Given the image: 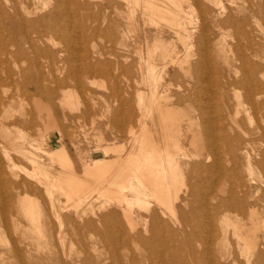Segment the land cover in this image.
<instances>
[{
    "label": "bare ground",
    "instance_id": "bare-ground-1",
    "mask_svg": "<svg viewBox=\"0 0 264 264\" xmlns=\"http://www.w3.org/2000/svg\"><path fill=\"white\" fill-rule=\"evenodd\" d=\"M48 1L49 0L46 2ZM212 1V4H215L214 0ZM79 2L83 3L81 0ZM79 2L77 3L79 4ZM184 2L189 4L185 0ZM184 2L183 0H113V2H108L106 7L109 9L111 7L112 10H115V12L118 9L125 8V11L127 10L131 14V17H129L132 19L133 15H138L139 13L143 22H145V25L149 23L153 27L156 26L157 32H154L155 35L158 36V33H160L162 30V27L167 25V31L168 29L172 30L174 35H177L182 41V45L184 43L187 49H189L187 43L188 38H190L191 35H193L192 32H194V28L190 26L191 23L194 22H191L190 20L192 19V21H194V19L193 16L192 18L189 16L191 10L189 11L185 8L186 6L184 5ZM41 3H43V0H0V87L4 86L6 81L14 76L16 79H18V81H20L22 85L21 88L23 89L22 92L24 94L23 99H21L23 101L27 99H34L33 102L36 108L35 111L39 113L37 115L40 116L41 113L45 115L44 125H46L47 131L45 134L48 135L50 141L52 142V138L55 136H58L59 138L61 133L56 129V120L54 119L52 113L53 103L48 101V99L51 96L53 97L59 91L56 89L57 87H45V83L48 82L50 84V82L53 81L51 77L54 79L56 74H58V77H61V72L65 71V64H68L67 66H69V74L74 72L75 65L72 63V60L75 57L76 51H78V47L79 50H83L81 55L78 54V59L81 60L86 72L98 70L103 67L107 68L110 66V63L105 59H103L105 61L99 60L100 55L103 54L100 49L99 56L95 54L90 55L87 52L84 43H86L88 39L86 40L84 33L80 37L81 43H83L80 46L75 42L74 45L70 43V41H72V36L70 34H63L64 39L68 42V48L61 49V45H59L61 44L59 43L61 42V13L64 12V10H61V0H55L52 8H50L48 3L44 2L43 5H40ZM194 3L195 2L192 4ZM83 6L84 5H81V7ZM207 7L209 8V6ZM222 7H224L223 4ZM250 7H252V5ZM185 9L189 11L188 17L189 19L191 18L190 20H187V12ZM105 10L107 9L105 8ZM117 12L120 14V10ZM208 12L209 11H207V14L205 15L208 16ZM90 14L91 13L88 15ZM95 16H99L100 18L102 15H99L98 13V15L96 14ZM208 19L211 18L208 17ZM233 19L234 18H232L231 15H228L226 19H220L219 24L224 25L223 27H226L225 25L229 27L228 25L230 23L231 25L236 23ZM134 20H136V18H134ZM240 20H243V16ZM245 20L249 21L248 18L244 19L243 21L245 22ZM137 23L138 22H136V24ZM209 24L213 25L210 23V21ZM94 25L95 26L93 29L95 28V30H98L100 26L98 22ZM195 25H197L196 22ZM237 25L238 27L240 26L239 23H237ZM203 28L206 29V27ZM149 30L151 31V28ZM107 31L110 32V38L115 36L113 31L108 29ZM170 32L171 31L168 33ZM244 33L247 32L245 31ZM147 35L152 34L150 32ZM57 37H60V41L57 40ZM161 38L156 39V43H160V45L157 44L158 48L163 47L166 49L165 51L169 53L171 48L166 47L168 42L165 43V39L162 41ZM222 39L223 38L220 40ZM250 39L251 38H249V40ZM146 40L147 39L145 38V41ZM170 40L172 39L170 38ZM210 41H212V38ZM214 41L215 40H213V43ZM222 41H216L218 43L221 42V47L219 48L226 47V43L224 44L225 40L223 43ZM154 42L155 40H153V43ZM163 43L166 46H163ZM250 44H253L252 41ZM148 45L146 44L147 58L144 59V57H142L143 54H139L141 56H139L140 58L138 57V59H141L139 64L140 69L141 63L146 61V64H148L146 73L144 71L142 72L141 69L140 71L142 76H137L138 78L140 77L139 79L141 84L144 83L142 85H146V77L148 79L147 83L152 84L153 81H151V78L156 74V65L153 62V58H155V56L152 54V49L149 47L150 45ZM157 45L155 47H157ZM192 45L193 44L189 45V47ZM238 45L241 46V44ZM237 46L236 48L239 49ZM140 47L141 46H139L138 49L139 52L141 49ZM172 48L173 49H171V51L175 52L173 46ZM233 48H235V46ZM241 49L243 50V47ZM85 50L86 53L84 52ZM96 51L97 49L95 52ZM219 51L223 52L221 49H219ZM239 52L242 53L244 50ZM210 55L211 54H209V56ZM248 55L249 54H247V56ZM251 58L253 59V57ZM200 59L202 60V58ZM241 60L243 63H245V70L242 71L243 69L241 68L243 67L240 68V63L238 68H240L244 73V77L242 79V81L245 83H243L244 86H248L247 96H244L246 98L245 100H247V97H249L248 99H250L251 102H253L254 99L259 100V97L264 95V90H260V87L263 84V81H261L263 78L260 80L256 75V73L258 74L259 72L257 69L258 67L256 66L257 59H254L256 63L252 60V64H248V67L246 66V58L241 57L240 55V61ZM164 62L166 61L164 60ZM170 62L173 64V66L177 65L180 69L185 70L186 66L188 67L187 69H190V62L186 57L180 60V58H175L172 56ZM102 63L103 65H101ZM10 64L18 66V68L13 72H9L8 66ZM62 65L65 66L63 67ZM177 66L176 68L178 69ZM239 71L240 70L237 72ZM175 73L174 75H176ZM198 74L201 73L199 72ZM136 75L138 74L136 73ZM159 77L160 76H158V78ZM55 81L57 82V79ZM155 81L151 85V91L149 94H146L147 92L145 93L143 89L142 93L137 91L138 96L136 95V105L141 112L140 117H142L141 115H146L144 117L148 116L151 119L152 128L144 129V121L142 119H138L137 123H139L142 127H140V130L137 129L139 131H136L135 133L130 129L131 127L129 128V131L132 132L133 136H130L132 139V142L130 141L131 148L125 155H123L124 146L117 145V143L106 146L104 145L105 147L102 149L104 153L103 155H108L110 153L117 155L114 159L99 158L97 156L98 158L93 157L92 159L90 158L89 161H85L79 154V159H81V172H79L76 168L73 158L64 145L50 150L45 146V139L43 135H41L43 137H41L42 139H36L37 142L40 141L39 144L37 143L38 145L35 143V139H33V141L31 138V141L29 138L31 142L37 145V150H42V152L49 156L51 165H57V171L51 175L48 174L49 170L46 166V163L42 159L36 158V155L33 152L23 146V142L18 141L22 140V138H19V136H21L20 131L18 129L17 130L19 133L16 130V132L13 131V128L18 127L21 123H25L26 125L30 123L32 124V118L28 119L27 116V118L24 119H11L12 114L6 113V108L7 106H10L11 101L7 95H5L4 98L3 93H5V91L0 90V153H3V156L8 164H6L8 168L17 169L13 168V166L16 165V157L28 159L33 164L32 168H28L24 165L22 167L19 165V167H22V174H19L17 173L18 171L15 170L14 172H11V169H8V171L6 167L3 168V163H0V235H2V237H6L5 232L9 230L11 233L10 246H4L0 248V257L5 258L8 254H11V256L14 258H20L22 254L30 255L35 252L34 254L37 257L46 255L49 257L52 254L58 259L61 257V260H59L61 263L59 264H160L159 262L164 261L165 259H169L170 261L175 260V262L178 260L176 264H203L201 259H205L207 256L209 258V264L210 262L211 264H240V262L242 263L241 258L245 259L246 264H264V228H262V226L264 227V216L261 218V214L259 215L257 208L252 207L251 204L246 203L245 201L237 199V197H235L236 200L233 203L225 201L223 197L218 198L217 203L211 205L212 203L208 201V198H206L207 196H201L198 189L200 178L196 174L199 171L196 169L199 166L203 167L202 162L192 165L193 169L191 168L188 171L183 166V163L187 168L191 161L190 160L188 162L187 160L190 158L192 159L194 157H199L203 154L202 149L204 146H198L199 142H201L202 135L201 137L199 136L200 131L194 126V116L189 117L186 114L187 111H183V113L180 107H175L174 103H178L182 99V97L180 98L181 95L178 94L179 92L176 91V95H179V97L176 98L177 100L175 99V102H172L171 100V103L170 98L172 96L167 92L168 90L170 92V89H168V87H163V90L158 91L160 86L158 87L159 89H156L157 87H155V84L156 82L158 83V81ZM59 82H61V80L58 81V83ZM179 86L183 87L182 85ZM198 91H200V88ZM171 92L173 91L171 90ZM63 93L65 94L61 99L62 101H59L62 102V107L64 108V105L66 104V107L68 106L69 109L71 108L72 110H75L76 108L74 107L77 105L75 100L76 96L66 93V91H63ZM197 93L194 92L193 94ZM44 94L47 95L46 98ZM198 94L196 96H198ZM221 95L222 94L220 92V97ZM189 96L190 94L187 95V98ZM45 99H47V101ZM191 101H194V105H196L197 100L195 102V100L191 99ZM24 103L26 105V102ZM254 103L253 105H255ZM18 104L17 108L20 107ZM23 104L21 109H23ZM261 104L264 105L262 102L259 104V106ZM63 108L61 109L65 110ZM126 109L127 116L128 114L131 115L133 112L132 107L128 105ZM203 109L205 110V107ZM215 110L216 108H214V111ZM29 112L30 110H27L25 115L32 113ZM70 112L72 113L71 110ZM235 112L237 113L238 111ZM224 114H222V116ZM225 117L226 116L220 120L223 122ZM183 121H186L187 123L185 131L182 128ZM225 122H223V124H225ZM229 123L227 122V124ZM206 129L207 127L204 130L206 134H204L205 136H207V133H209L206 132ZM232 130H234V128ZM188 132H191V135L189 136L190 146L187 148L183 142V139L186 141L188 138ZM221 132L223 135L224 131ZM211 135L212 134H210V138H212ZM228 135H225L227 136L225 138L222 136L223 138L221 139H224V141H226L229 145H234L241 150L244 149L245 143H248V141L239 136H231L229 138ZM24 137H26V135ZM208 137L205 138V141L208 140ZM35 138H37V136ZM222 140L219 139V141ZM224 141L221 143L224 144ZM28 145L31 147L34 144ZM206 145L209 147L210 142ZM191 146H193V150H191ZM9 147L11 150H15L14 153H16L17 156L14 157L12 155ZM211 153L213 154V152ZM208 157L209 154L206 155L207 159ZM249 157L250 156H248V158ZM0 158H2L1 155ZM217 165H219V163L215 166ZM210 166H212V164H210ZM202 167L199 170L203 169ZM232 175L234 176V173ZM186 178L187 180H185ZM219 190H223V187L220 186ZM230 193L236 196L235 188H232ZM32 195L34 196L32 197ZM249 195L250 194H248V196ZM251 195H253V193ZM242 196L243 195H241V197ZM252 197H254V195ZM259 200L262 202L261 206L263 207L261 209L264 211V193L259 197ZM246 205L250 206V209H248L249 214L246 216L242 214V217L235 216V219H231V216L229 217V213H227L228 210L240 211L243 213ZM203 211L208 212L207 223L203 222V219L201 218V214H204ZM49 213L51 215V219L52 216H54L58 220L59 224H53V221L55 222V220L49 219ZM231 213L233 214V212ZM10 224L13 233L11 232ZM261 230L262 233H260ZM230 236H232L233 239L235 238V240L230 241ZM33 238H36V240L33 241ZM198 242H200L202 246L201 249L196 247ZM215 243L218 244L217 247L214 246ZM76 244H78L79 249H76ZM217 251L220 254L215 255ZM82 254H84V257L82 260H80ZM19 264H22V262Z\"/></svg>",
    "mask_w": 264,
    "mask_h": 264
},
{
    "label": "rangeland",
    "instance_id": "rangeland-1",
    "mask_svg": "<svg viewBox=\"0 0 264 264\" xmlns=\"http://www.w3.org/2000/svg\"><path fill=\"white\" fill-rule=\"evenodd\" d=\"M46 1L43 0V3L44 2L48 3L50 8H52L55 0H49L48 2H46ZM79 1L78 0H72V2H71V0L70 1L69 0H67V1L61 0V10H64V12L61 13V42H59L61 44H59V45H61V49L68 48V46H67L68 42L64 39L63 34H70L72 36V41H70V43L74 45V42H75L77 45L80 46L81 44H83V43H81L80 37L84 33L86 40L88 39L86 41V43H84L86 46L87 52L90 55L95 54V55L99 56V53H100L99 49H100L104 55L103 54L100 55L99 60L108 61L110 63V66H108L107 68L103 67L104 69L101 68L98 70L86 72L85 68L83 67V64L81 63V60L78 59L79 58L78 54L81 55L83 53V50H79V47H78V49H77L78 51H76L75 57L72 60V63H74V65H75L74 72H71L72 74H69L68 73L69 72V68H68L69 66H67L68 64H65L66 67H64L65 65H62L64 67L65 71L61 72V77H58V74H56L54 76V79L51 77V79L53 80L52 82H50L51 85L48 82L45 83V87H47V86L54 87V88L57 87L56 89H58V91H59L53 97L51 96L49 98L50 100L48 99V101H51V103H53L52 104L53 105L52 113H53L54 119L56 120V129L59 130L61 133V136L59 138H58V136L53 137L52 142L50 141L48 135L45 134V132H47L46 131V125H44L45 124L44 123L45 122L44 121L45 115L43 113H41L40 116L37 115L39 113H37L35 111L36 108H35L34 102H33L34 99H30V100L27 99V100L23 101L22 99L24 97V94L22 92L23 89L21 88L22 85H21L20 81H18V79H16L15 76L8 79L6 81V84L4 86L0 87V90L5 91V93H3V91H2L3 97L5 98V95H7L9 100L11 101L10 106H12V107L7 106L6 113L12 114L11 119H13V118L24 119V118H27V116H28V119L32 118V124L30 123L31 125L30 124L26 125L25 123H21L18 127H14L15 129L13 128V131L19 130L20 135L22 136V137L19 136V138H22V140L21 141L18 140V141L23 142V146H25L28 150L33 152L36 155V158L42 159L46 163V166L49 170V173H48L49 175H51L57 171V165H51L49 156H47L46 153L42 152V150H37L36 147L40 143V141L37 142L36 139L39 140L42 137L41 135H43V137L45 139V141H44L45 146L48 147V149H50V150L56 149V148L64 145L66 147V149L68 150L69 154L71 155V157L73 158V160L76 164V168L79 172H81V159H79L80 155H81V158L85 161L86 160L89 161L90 158L92 159L93 157L94 158L99 157V158L114 159L117 156L114 153H110L108 155H103L104 153H103L102 149L106 145H109V144L112 145V144H116V143H117V145H123L124 146L123 155H125L131 148L130 141L132 142L131 137L133 136L132 132L129 131V128L131 127L130 129L133 130L134 133L136 131L138 132L141 129L140 127H142L139 123H137L138 119H142L144 121V123H145V128L143 127L144 129L152 128L151 119L148 116L144 117L146 115H141L142 117H140L141 112L137 108V105H136L137 104V96H138L137 91L141 92V93L143 91H145V93L147 92L146 94H149L151 91V89H150L151 85L156 80V81H158V83L155 81L156 82L155 87H157L156 89L160 88L158 91L163 90L165 87L166 88L168 87V89H170V92H169V90L167 91L172 96L170 98V102H171V100H172V102L173 101L175 102L177 100L176 98L179 97L178 94L181 95L180 98L182 97V99L180 102L174 103L175 107L176 108L180 107L182 109L181 110L182 112L187 111L186 114L189 117L194 116V120H195L194 126L199 129V131H200L199 136L201 137V135H202L201 142H199L198 146H201V147L204 146V148L202 149L203 154L200 155L199 157H194L192 159L190 158L189 160H187L188 162L191 160L190 164L187 166V168H186V165L183 163V166L188 171L191 168L193 169L192 165H194L198 162H202L203 167L199 166L196 169L199 172L196 173V170H195V173L200 178L199 183H198V189H199L201 196H205V197L207 196L206 198H208V201H210V203H212L211 205L217 203L218 198L223 197V199L225 201L233 203L236 200L235 197H237V199L245 201L246 203L251 204L252 207L257 208L259 215L261 214L260 216H261V218H263L264 211H262V209H261L263 206H261L262 202L259 200V197L262 196V194L264 193V159H263L264 158V140H263V138H264L263 137L264 136V133H263L264 132L263 131L264 130V105L261 104L262 106L261 105L259 106V104L262 102L264 103V101H262V100H264V98H263L264 95L262 97H259L261 99V101H260V99L259 100L254 99V101L251 102V100L248 99L249 97H247V100H245L246 99L245 97L247 96L248 86H244L245 83L242 81V79L244 77V73L242 71L245 70V66H244L245 63H243L242 60L240 61V55H241V57L246 58V60H247L246 66L247 67L249 66L248 64H250V63L252 64V60H253V62L256 63V61H254V59L255 60L257 59L256 66L258 68L257 67L256 68L259 70V72L257 70L258 74L256 73V75L258 76V78L260 80L263 78V80H261V81H263V84L261 82V84L263 86L261 85L260 90H264V76H263V72H264V67H263L264 66V31H263L264 30V0H233V1L232 0H221V2H220V0H216V1L214 0V2H215V4L213 3L214 5L212 4V2H213L212 0H200V1L199 0H185L186 2H188L190 4V6H189V4L185 3L183 0L184 5L186 6L185 8L188 9L189 11L191 10V12L189 14V11L185 9L187 12L186 13L187 14V20H190L192 18V16L194 19V21H192V19L190 20L191 22H194V23H191V25L189 24L191 27L194 28L193 29L194 32H192L194 37H193V35H191V37L188 38V42H187L189 49H187V47L184 45V43L182 45V41L178 38L177 35H174L172 30L168 29V31H167V28H168L167 25L166 26L164 25L162 27V30L160 31V33H158L159 34V36H158V35H155V32H154V31L157 32L156 26L153 27L149 23H147L145 25V22H143L139 13H138V15L137 14L133 15V19H132V18H130L131 14L127 10L125 11V8L118 9L117 11L120 10V14H119L117 11L115 12V10H112L111 7H110V9L108 7H106L108 5V2H113V0H81V1H83V3L85 2L86 4L85 3L83 4L82 2H79ZM114 1H116V0H114ZM192 1L195 3L192 4L193 3ZM217 1H218V3H217ZM230 1H232L233 3ZM234 1H235V3H234ZM77 2H79V4ZM43 3H41L40 5H43ZM80 3H81V5H84L85 7L84 6L81 7ZM216 4H218V5H216ZM222 4L225 7V9H224V7H222ZM74 5L76 8L74 7ZM215 5H216V7H215ZM251 5H252V7H250ZM90 6H92V7H90ZM207 6H209V8ZM218 6H220V7H218ZM189 7H191L192 9ZM211 7H213V8H211ZM105 8L107 10H105ZM221 9H223V10H221ZM219 10H220V12H219ZM202 11H203V13H202ZM204 11H205V13H204ZM207 11H209L208 16L205 15V14H207L206 13ZM212 11H213V14H212ZM230 11H231V13H230ZM89 13H91L92 15L91 14L88 15ZM93 13H94V16L96 14L98 15V13H99V15H102V16L100 18H99V16L94 17ZM188 14L191 17L190 19L188 17ZM228 15L229 16L231 15V17L234 18L233 20L236 23H233L232 25L230 23L228 25L229 27H227V25H225L226 27H223L224 25L219 24V21H220V19L221 20L226 19L228 17ZM87 16H89V17H87ZM92 16H93V18H92ZM242 16H243V20L248 18L250 23L247 20H245V22L243 20H240V19H242ZM105 17H107V18H105ZM208 17L211 18L212 20L208 19ZM134 18H136V20H134ZM131 19H132V21H131ZM101 20H102V24H101ZM95 21H97L99 25L101 24L99 26L98 30H95V28L93 29V27L95 26L94 24L95 23L97 24V22H95ZM135 21L138 23L136 24ZM209 21L213 25L209 24ZM242 21L244 22V24ZM131 22L132 23L134 22L135 24L134 23L132 24ZM195 22L197 23V25H195ZM237 23H239V25L241 27L242 26L243 27L242 28L240 26L238 27ZM131 24L134 26L136 25L137 26V27L135 26L136 29ZM233 25H234V27H233ZM110 26H111V28H110ZM149 27L151 28V31L149 30L150 29ZM203 27H206V29ZM147 28H149V29H147ZM243 28H244V30H243ZM107 29L110 31H113L115 36L110 38V36H109L110 32H108ZM196 29H198V30H196ZM169 31H171V32L168 33ZM245 31L247 33H244ZM150 32L152 35H147ZM200 33H201V35H200ZM234 33H235V35H234ZM169 34L171 35V37ZM222 34H224L225 36ZM244 35H245V37H244ZM198 36L200 39L198 38ZM149 37H151V38H149ZM161 37H163V38H161ZM247 37H248V39H247ZM145 38L148 40V42H147V40L145 41ZM158 38H161L162 41H163V39H165L166 41L164 40V42L165 43L168 42V43H167V46L163 43V46H166V47L171 48V49H173L172 48V46H173L175 52H172L170 49L169 53H167V51H165L166 50L165 48H163V47H162L163 49L161 47L158 48L157 44L160 45L159 42L156 43V39H158ZM170 38L172 40H170ZM196 38H198V39H196ZM211 38H212V41H210ZM217 38H219V39H217ZM221 38H223L222 39L223 41L225 40L224 44L226 43L225 44L226 47H224V48L226 50L223 47H222L223 49L219 48V47H221V42L220 43L216 42V41H222V40H220ZM249 38H251L253 40H251V39L249 40ZM116 39H118V40H116ZM173 39H174V41H173ZM189 39H191V40H189ZM202 39H203V42H202ZM57 40L60 41V37H57ZM153 40H155L154 43H153ZM178 40H180V41H178ZM213 40H215L214 43H213ZM247 40H249V41H247ZM119 41H121L122 43ZM144 41L146 42L147 45L148 44L150 45V46L149 45L148 46L150 47V49H152L151 50L152 54L155 56V58H153V62L156 65V74H155V76H153L151 78L152 79L151 81H153V83L152 84L147 83L148 79L146 77L145 78V82H146L145 84L146 85H142L144 83L141 84L139 78L142 76L140 70L142 69V72L144 71L146 73V68H147L148 64H146V61L145 62L142 61L143 63H141V69H140L139 64H140L141 59H138V57L141 56L142 54H143L142 57H144V59L147 58V50H146L147 46H146ZM223 41H222V43H223ZM251 41L253 44H250ZM201 42H202V44H201ZM191 44H193V45L189 47V45H191ZM236 44L237 45L241 44V46H239V45L237 46ZM156 45H157V47H155ZM196 45H198V46H196ZM139 46H141L140 52L138 50ZM183 46L186 48H184ZM234 46H235V48H233ZM236 46L239 47V49L236 48ZM202 47H203V50H202ZM217 47L219 49H221L222 51L223 50H225V51L221 52V51H219V49ZM242 47H243V50L245 52V53L242 52L243 54L241 52H239V51H243L241 49ZM154 48H156V49H154ZM183 48L185 49V51ZM96 49H97V51L95 52ZM86 50L84 51L85 53H86ZM156 51H157V53H156ZM196 51L199 53H197ZM236 51H237V53H236ZM170 52H172V53H170ZM190 53H191V55H190ZM205 53L207 54V56ZM238 53L239 54L241 53V54L239 55ZM246 53L249 55L247 56ZM139 54H141V55H139ZM209 54H211V55L209 56ZM236 54H237V56H236ZM202 55L205 57V60H204V57ZM172 56H174L175 58L178 57V58H180V60H182L183 58L186 57L190 62V65H189L190 69H187L188 68L187 66L185 67V70L180 69L177 65L173 66V64L170 62ZM248 57H249V59H248ZM251 57H253V59ZM200 58H202V60ZM103 59H105V60H103ZM258 59H259V61H258ZM164 60L166 62H164ZM137 62H138V64H137ZM259 62L261 65L259 64ZM164 63H165V65H164ZM239 63L241 65L240 68L243 67V68H241V69H243L242 71L240 68H238ZM200 64H201V66H200ZM262 64H263V66H262ZM101 65H103V63ZM176 66L178 67V69L176 68ZM8 67H9L8 68L9 72H13L18 68V66H15L12 64H10ZM200 68L202 71L200 70ZM238 70H240V71L237 72ZM174 71L175 72L179 71V72L175 73ZM138 72H140V73H138ZM199 72L201 74H198ZM261 72H262V74H261ZM136 73L138 75H136ZM174 73L176 75H174ZM139 75H140V77L138 78L137 76H139ZM158 76H160V77L158 78ZM155 77H156V79H155ZM56 79H57V82L55 81ZM136 79H137V81H136ZM60 80H61V82L58 83V81H60ZM178 84L182 85L183 87L179 86ZM223 85L226 87H224ZM139 86H140V88H139ZM161 86H162V89H161ZM3 87H5V88H3ZM181 88H184V89L186 88V89L184 90ZM199 88H200V91H198ZM17 90H18V92H17ZM62 90L64 92L66 91V93H70V94H73L76 96V97L75 96L74 97H75L76 104L78 105V107L76 105L74 107V108H76L75 110H72L71 108L69 109L68 106L66 107V104L64 105V108L62 107V105H63L62 102H59L65 94V93H63ZM171 90L175 93L171 92ZM179 90H181V91H179ZM176 91L179 92L177 94L178 96L176 95ZM194 92L195 93L198 92L199 93V94L197 93L198 96H196L197 94H193ZM220 92L222 94L221 97H220ZM224 92H225V94H224ZM188 94H190V96L187 98ZM44 95L46 98L47 95L46 94H44ZM190 97L192 100H195V102L197 100L196 105H194L195 103H194V101L193 102L191 101ZM197 97H198V99H197ZM185 98H187V99H185ZM45 100L47 101V99H45ZM203 101H205V102H203ZM239 101H240V103H239ZM246 101L247 102L249 101V102L247 103ZM24 102H26V105H29V106H26ZM241 102H242V104H241ZM59 103H61V104H59ZM205 103H206V105H205ZM253 103L255 105H253ZM17 104L20 105V107L17 108ZM22 104H23V109H21ZM128 105H130L132 107L133 112L131 113V115L128 114V116H127L126 107ZM252 105H253L255 110L253 109ZM31 107H32V109H31ZM202 107L203 108L205 107V110ZM221 107H223V108H221ZM61 108L65 109L67 111L62 110ZM77 108H79V109H77ZM197 108H199V109H197ZM214 108H216L215 111H214ZM16 110H18V111H16ZM27 110H30V112H32V113L29 112L30 113L29 115H27V114L25 115V112H27ZM70 110L72 111V113L70 112ZM200 110L203 112H201ZM198 111H200V112H198ZM223 111L225 114L223 113ZM235 111H238V112L236 113ZM199 114H200V117H199ZM222 114H224V115L222 116ZM20 115H22V116H20ZM234 115H236L237 117ZM224 116L227 117V118L225 117L226 119L225 118L223 119L224 120L223 122L226 121L225 124H223V122L221 121ZM195 117H198V118H195ZM203 119L205 120V122ZM216 121H217V123H216ZM227 122L228 123L230 122V123L227 124ZM144 123H143V125H144ZM219 124H220V126H219ZM227 125H229V126H227ZM186 126H187L186 121H183L182 122V128L184 129V131L186 129ZM205 126L208 129V130L206 129V132H209V133H207L208 134L207 136H205L206 134L204 132V130L206 128ZM223 127H224V129H223ZM19 128H21V129H19ZM220 128H222V129H220ZM233 128H234V130H232ZM40 129H41V131H40ZM137 129H139V130H137ZM213 130H214V132H213ZM217 130H218V132H217ZM19 131H18V133H19ZM221 131H224L223 133L225 135L229 134L228 135L229 138L231 136H233V137L239 136V137L245 139L246 141H248V143H245L243 150L239 149L238 147H235L234 145H229L226 141H224V139L223 140L221 139L223 137L224 138L227 137L224 134L222 135ZM228 131H230L231 133ZM232 132H233V134H232ZM210 134H212L211 135L212 138H210ZM25 135H26V137H24ZM190 135H191V132L190 133L188 132V138L186 139V141H185V139H183V142L187 148L190 146V137H189ZM36 136H37V138H35ZM206 137H208V140L205 141ZM29 138H30V140H31V138H32V140L35 139V143L36 144L38 143V144L36 145L35 143L31 142L32 140L30 141ZM219 139L222 141H219ZM223 141L225 142L224 144L221 143ZM209 142H210V145L208 147L206 144ZM212 142H214V143H212ZM201 143H202V145H201ZM28 144H30V145L34 144V145H32L33 147L32 146L30 147ZM215 147H216V149H215ZM190 148H191V150L194 149L193 146H191ZM34 149H36V150H34ZM13 150L14 149L11 150V148H10V152H12V155L15 157L17 155H16V153H14L15 150L14 151ZM211 152H213V154ZM207 154H209L208 159L206 158ZM247 154H248V156H250L249 158H248ZM0 155L2 157V158H0V163L1 162L3 163V164L1 163L3 165V168L6 167L7 170L11 169V168H8V166H7L8 164H7L6 159L3 156V153H0ZM215 159H216V164L219 163V165H217V166H220V167L215 166L216 165ZM249 160H250V162H249ZM29 161L30 160L25 159V158H21V157L17 158L16 157L15 158L16 165L13 166V168H17V169H11V172H14V170H15V171H18L17 173L22 174L23 165L27 166L28 168H32L33 164L31 161L30 162ZM183 162H184V160H183ZM247 162L249 164L250 163L251 164L249 165ZM210 164H212V166H210ZM19 165H21L22 167L21 166L19 167ZM207 165H209V166H207ZM201 167L204 170L203 169L199 170ZM206 167L209 169H207ZM223 168H224V172H223ZM233 173H234V176L232 175ZM228 174H230V175H228ZM185 180H187V178ZM217 184H218V186H217ZM234 185H236V186H234ZM220 186L223 187V190H219ZM232 188H235L236 196H234L230 193V190ZM243 188L246 190H244ZM241 189H242V191H241ZM212 193H213V195H212ZM252 193H253L254 197H252L253 196V195H251ZM181 194H182V192H181ZM248 194H250V195L248 196ZM241 195H243V196L241 197ZM33 196L34 195H32V197ZM246 199H249L250 201L246 200ZM248 209H250V206L246 205L244 210H243V213L240 211H229V210L227 213H229V217L231 216L230 217L231 219H235L236 217H239V216L242 217L243 216L242 214H244L245 216L247 214H249ZM205 212L206 211H203V213L205 215L201 214V218L203 219V222L207 223L208 212H206V213ZM231 212H233V214ZM0 213H1V211H0ZM49 215H50V213H49ZM0 216H1V214H0ZM49 219H51V215L49 216ZM52 219L55 220V222L53 221L54 225H55V223L59 224L58 220L54 216H52ZM262 228H264V227L262 226ZM10 229H11V232L13 233L11 224H10ZM260 233H262V230L260 231ZM5 236L6 237H2V235H0V242H1L0 248L4 247V246H10V239H11L10 230L5 232ZM32 240L35 241L36 238H33ZM229 240L234 241L235 238L233 239L232 236H230ZM217 243H218V241H217ZM2 244H5V245H2ZM214 246L217 247L218 244L215 243ZM196 247L198 249H201L202 246H201L200 242L197 243ZM76 249H79L78 244H76ZM34 253L35 252H33L30 255L22 254L21 257L23 259L21 257L20 258H14L13 256H11V254H8L5 258L0 257V264H19L21 262H22V264H59V263H61V261H59V260H61V257H60V259H58L53 254L50 255L49 257H47V255L37 257V256H35ZM218 254H220V253L217 251L215 253V255H218ZM83 257H84V254L81 255L80 260H82ZM207 258L208 257L206 256L205 259H201L203 264H209V258L208 259ZM19 259H20V261H19ZM241 260H242V263L240 262V264H244V263L246 264L245 259L241 258ZM171 261H173V262H171ZM171 261L169 259H165L164 261H161L159 263L160 264L161 263L162 264H164V263L169 264V262H170V264H172V263L176 264V262L178 260H176V262H175V260H171ZM201 261H200V263H201ZM210 264H211V262H210Z\"/></svg>",
    "mask_w": 264,
    "mask_h": 264
}]
</instances>
